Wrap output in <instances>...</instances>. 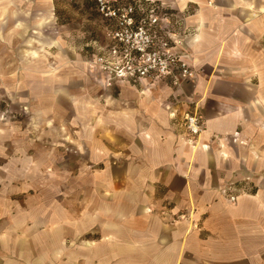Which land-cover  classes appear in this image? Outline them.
<instances>
[{
	"label": "crops",
	"instance_id": "1",
	"mask_svg": "<svg viewBox=\"0 0 264 264\" xmlns=\"http://www.w3.org/2000/svg\"><path fill=\"white\" fill-rule=\"evenodd\" d=\"M157 1L172 13L177 48L192 55L197 104L214 84L225 100L204 111L192 139L179 99L168 98L178 87L116 83L94 151L112 166L79 187L78 208L75 196L64 199L59 221L50 202L5 222L0 264H264V0Z\"/></svg>",
	"mask_w": 264,
	"mask_h": 264
},
{
	"label": "rangeland",
	"instance_id": "2",
	"mask_svg": "<svg viewBox=\"0 0 264 264\" xmlns=\"http://www.w3.org/2000/svg\"><path fill=\"white\" fill-rule=\"evenodd\" d=\"M93 3L0 0L4 9L0 12V228L25 215L35 203L43 211L53 202L58 220L64 199L73 201L75 196L78 208L83 193L79 187L101 182L98 167L112 166L111 159L94 157L96 137L102 134L97 121L109 114L105 110L112 107L119 86L104 84L87 63L90 45L102 32ZM187 12H193V6ZM63 56L74 62L65 67ZM209 69L203 66L198 71L202 84L213 78ZM74 73L83 74L63 85L62 78ZM68 86L70 96L62 90ZM221 87L214 84L203 96L202 106L197 104L201 91L194 95L189 82L168 98L179 99L181 112L197 108L202 116L225 100ZM104 104L107 107L102 109ZM235 193L226 195L230 199Z\"/></svg>",
	"mask_w": 264,
	"mask_h": 264
},
{
	"label": "built area",
	"instance_id": "3",
	"mask_svg": "<svg viewBox=\"0 0 264 264\" xmlns=\"http://www.w3.org/2000/svg\"><path fill=\"white\" fill-rule=\"evenodd\" d=\"M102 32L91 43L88 65L110 86L133 82L152 86L165 81L181 87L195 78L192 55L177 48L172 13L157 0H93ZM172 116L176 114L171 112ZM181 123L195 139L203 131L197 108L184 109ZM235 196H230L234 200ZM182 218V216H180Z\"/></svg>",
	"mask_w": 264,
	"mask_h": 264
},
{
	"label": "trees",
	"instance_id": "4",
	"mask_svg": "<svg viewBox=\"0 0 264 264\" xmlns=\"http://www.w3.org/2000/svg\"><path fill=\"white\" fill-rule=\"evenodd\" d=\"M93 7H94V3H93Z\"/></svg>",
	"mask_w": 264,
	"mask_h": 264
}]
</instances>
